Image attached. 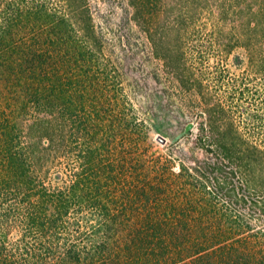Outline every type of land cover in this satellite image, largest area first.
<instances>
[{"label": "rangeland", "instance_id": "1", "mask_svg": "<svg viewBox=\"0 0 264 264\" xmlns=\"http://www.w3.org/2000/svg\"><path fill=\"white\" fill-rule=\"evenodd\" d=\"M220 1L0 0V148L23 158L36 142L28 134L36 91L52 88L64 89L68 98L72 147L45 175L35 172L30 189L4 191L0 264H36V257L54 264L69 245L85 252L103 240L97 226L108 224L106 216L96 204L75 202L66 189L82 168L80 150L87 155L90 182L101 184L92 201L112 212L136 211L125 226L146 220L144 204L126 206L123 193L155 183L162 185V211L169 210L168 200L181 209L189 190L194 202L188 208L210 209L206 221L224 225L227 244L252 241L251 250L264 252L263 32L249 30V39L237 17L215 32L213 9ZM250 41L252 51L245 46ZM30 51L41 58L27 65ZM189 123L190 132L172 143ZM202 126L225 131L221 138L232 145L235 165L248 182L232 202L205 190L195 174L186 177L192 154L213 158L193 142ZM122 159L124 169L118 166ZM45 191L70 200L68 210L57 223H32V204ZM247 199L257 206H245ZM156 212L150 223L163 218ZM172 223L179 222L172 217Z\"/></svg>", "mask_w": 264, "mask_h": 264}, {"label": "trees", "instance_id": "2", "mask_svg": "<svg viewBox=\"0 0 264 264\" xmlns=\"http://www.w3.org/2000/svg\"><path fill=\"white\" fill-rule=\"evenodd\" d=\"M213 13L215 16L212 23L215 32L218 28H224L225 22H229L232 17H237L243 20V27L246 29L243 35L250 39L252 35L250 31L258 33L262 31L264 38V0H222L213 9ZM251 45L250 41L249 45L245 46H249L252 51ZM26 54L24 60L28 58L27 65L28 60L32 64L35 63V59L38 62L41 58V55L33 51ZM35 72L32 69V73ZM47 92L44 94L36 91V116L28 126L29 137L36 142L29 143L28 151L23 154V158H20L19 154L16 156L9 147L0 148V198L7 188H14L19 192L27 187L30 189L35 172L45 175L53 160L66 156L72 150L68 144L66 129L68 98L64 94V89L61 93H55L53 88L47 89ZM59 105L62 109L57 113L56 108ZM225 134V131H214L202 126L193 142L204 151L210 152L213 158L200 159L192 154L186 161L188 166L184 167V171L189 179L195 174L198 177L195 179L205 190L209 188L211 193L223 195L226 200L232 202L241 190L247 191L249 185L243 180L239 167L235 165L236 154L231 152L232 145L221 138ZM78 154L82 168L77 173L76 180L66 189L70 197L79 202L78 204H96L102 215L106 216L105 223L109 225L97 226L98 231L104 234L103 240L96 242L88 251L81 252L69 245L54 264H264V252L257 253L256 250H251L252 241L239 240L232 245L226 243L228 241L222 237L226 232L222 233L224 225L206 221L211 219L210 209L198 205L195 210H190L188 204L194 202V194H190L189 190H186L188 202L184 203L181 209L168 200L166 204L170 208L163 211L158 202L162 185L152 183L149 186L136 187L133 195L126 191L127 193H123L127 198L123 201L129 202L126 206L132 207L135 200H140L144 204L146 223L132 225L129 223L125 226L124 220L131 219L136 211L121 207L112 212L101 209L99 201H92L90 194L93 190L98 192L101 184L97 181L90 182L86 168L87 155L85 156L81 150ZM125 164L126 161L122 159L118 166L124 169ZM45 189L42 186V191ZM49 195V191L42 192L40 201L32 204L36 211L29 217L32 223H57L62 213L67 212L70 200L64 201ZM58 196L61 197L60 194ZM107 197L105 196L106 199ZM153 203L156 207L151 209ZM244 205L253 209L257 203L250 200ZM155 209L157 211L155 215L164 216L157 219L156 223H150L153 222ZM172 217L179 223H172ZM110 225H113L117 232ZM106 234H113V237L110 235L106 237ZM37 259L38 257L36 264H41ZM1 262L6 264L5 260Z\"/></svg>", "mask_w": 264, "mask_h": 264}, {"label": "water", "instance_id": "3", "mask_svg": "<svg viewBox=\"0 0 264 264\" xmlns=\"http://www.w3.org/2000/svg\"><path fill=\"white\" fill-rule=\"evenodd\" d=\"M192 126H193V123H189V124L186 126L184 132L181 133L180 135H178L177 137H175L171 142L174 143V142H176V141H177V140H178L183 134L189 133L190 130H191V128H192Z\"/></svg>", "mask_w": 264, "mask_h": 264}]
</instances>
